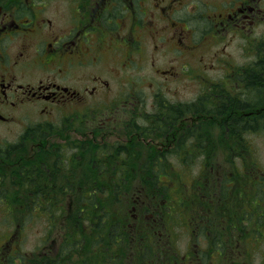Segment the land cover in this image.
<instances>
[{
    "label": "flooded vegetation",
    "instance_id": "flooded-vegetation-1",
    "mask_svg": "<svg viewBox=\"0 0 264 264\" xmlns=\"http://www.w3.org/2000/svg\"><path fill=\"white\" fill-rule=\"evenodd\" d=\"M212 3L202 35L211 33L220 42L216 48L204 51L196 38L197 8L192 0H0V122H30L32 110L42 118L33 123L39 124L36 131H27L29 125L25 126L23 135L32 138L50 136L52 129L47 127L54 124L53 119L60 120L59 126L65 129L71 128L69 122L80 121L82 128L89 127L85 129L92 134L97 132V127L107 131L105 126L115 122L116 134L127 137V145L117 149L128 151L129 158L145 154L143 158L152 160L156 156L157 162L151 166L158 168H164L165 155L173 152H183L185 156L181 159H189L185 168H192L198 153L207 149H222L227 155L242 153L247 117L245 89L261 91L259 104L264 107V31L259 38L255 36L256 40L249 39L251 46L257 49L252 57L254 60L248 62L250 65L242 66L243 71L234 61L224 57L222 74L213 79L207 72L220 67L216 62L228 56L226 41L229 36L244 38L264 20V0ZM59 4H66L67 18L57 17ZM166 32L171 34L166 36ZM149 33L153 38L164 37L161 44L155 42V50L160 51L168 41L172 45L171 51H175V58L183 63L182 70L196 81L193 86L201 85L200 93H195V97L177 99L178 113H157L168 106L165 96L134 99L130 72L145 71L149 64L148 55H144V42ZM226 36L228 38L223 41ZM203 52L209 55L207 62ZM107 54L121 58L113 62L109 70L107 65L113 59ZM201 63L204 69L198 71ZM161 72L168 77L177 76L180 71L164 69ZM70 79L74 85L67 83ZM159 89H163L160 95L166 88ZM209 99L213 105L208 104ZM225 100L232 110L227 113L224 109L219 114L225 124V129L220 131L223 137L220 144L214 141V130L209 129L212 126L210 120L205 124L207 129L200 130L204 124L199 121L203 117L197 114V106L213 108L215 102L222 104ZM182 102H186L189 113L183 111ZM140 106H149L150 112H139ZM255 117H264V112H257ZM166 120L170 123L166 124ZM230 123H236L237 131L231 129ZM260 127L251 135L262 136L264 131ZM152 133L154 137H160L159 143L148 140L147 136ZM140 135L149 142L143 147H135L134 139ZM204 137L205 141L202 140ZM71 147L53 146L50 138L46 139V144L35 139L30 146L8 145L0 140V230L5 231V197L11 196L6 193L8 179L13 180L12 184L33 186L32 207L39 218L46 213L42 209L43 197L60 196L59 184H62L61 197H69V177L77 175L72 179H86L84 156H78V159L82 158L79 164L69 161L71 150L84 147ZM29 158L32 161L27 166L23 160ZM176 163L173 162L172 167ZM255 165L258 166L256 178L263 191L258 197H264V164L258 160ZM94 167L97 168V162L91 163V168ZM93 177L92 183L97 184V172ZM4 255L5 244H2L0 256Z\"/></svg>",
    "mask_w": 264,
    "mask_h": 264
},
{
    "label": "trees",
    "instance_id": "trees-1",
    "mask_svg": "<svg viewBox=\"0 0 264 264\" xmlns=\"http://www.w3.org/2000/svg\"><path fill=\"white\" fill-rule=\"evenodd\" d=\"M246 91L244 108L251 112L245 118L248 134L264 126V117L254 116L260 104L249 96L252 93L259 98L261 91L248 88ZM227 104L226 101L215 102L213 108L198 106V112L215 110L222 114L224 109L231 112L232 106ZM171 107L169 114L178 113L175 106ZM229 125L237 131L236 123ZM224 126L223 122L222 128ZM82 145L84 148L70 155L69 161L79 164L78 156H84L86 178L90 171H94L95 176L97 172V184H88L89 179L73 180L77 177L74 175L68 180L69 197H61L62 184L58 189L60 196L43 197L42 209L46 213L41 217L47 223L41 247L33 252L37 260L29 252L21 253L20 259L8 255L9 263L253 264L251 261L260 251V238L264 237V231L256 225V209L260 203L252 192L254 177L248 174L242 177L240 174L244 172L237 161L231 159L233 167L228 170L215 168L216 163L211 170L204 162L211 160L210 155L205 153L201 155L206 158L201 164V169L208 173L205 180L188 181L193 168H184L182 163L174 170L126 168L108 150L99 151L94 145L89 148L86 142ZM95 158L99 166L91 168ZM182 161L189 162V159ZM92 177L90 180H95ZM29 193L30 190H26L23 194L28 196ZM144 195L146 197H141ZM34 198L6 197L7 207L22 206L14 219L23 229L31 221ZM185 235L198 248L181 250L178 243ZM42 248L45 252L40 255ZM262 258L261 264H264V256Z\"/></svg>",
    "mask_w": 264,
    "mask_h": 264
},
{
    "label": "rangeland",
    "instance_id": "rangeland-1",
    "mask_svg": "<svg viewBox=\"0 0 264 264\" xmlns=\"http://www.w3.org/2000/svg\"><path fill=\"white\" fill-rule=\"evenodd\" d=\"M157 0H154V2ZM219 0H192V4L196 5L197 8V20H196V26L198 27L197 32H196V38L199 42V44L201 45V48H204V51H209L212 48H216L219 45L220 39L219 38H214L212 37V34H206V35H202V32L205 29V26H207V21L205 20V17L207 16V12L210 11L213 3L212 2H218ZM59 8V12L57 17L58 18H67L68 17V8L66 6V4H59L58 5ZM264 31V20L260 23L257 24L256 26H254V30L251 32H248L247 35L243 38L240 36H234V38H232V36H229V40L226 41L227 42V47L226 49L228 50V56L225 55L223 56V58L221 57V60L217 61L216 64L220 65V67H218L216 70H210V71H206L208 74H210L212 76L213 79H215L217 76H219L220 74L223 73V67L221 66V64H223L224 60L228 58V60H232L234 61V64L237 65L238 69L240 68V71H243L244 67H248L254 58L252 59L254 53L256 52V47L254 49L253 46H251V44L249 43V39L250 38H254L256 40L258 36L261 33H263ZM171 34V32H166L165 35L169 36ZM228 38V36H226L223 41H225ZM164 37H157V38H153L151 37L150 33H149V37L148 39L144 42V46H145V53L144 55H148L149 58V64L146 65V70L145 71H136L134 70L133 72H130V74L133 76V84H134V91H133V95L134 99H140V98H156L157 96H159V92L163 91L160 90V87H165L166 89L164 90V94L165 96L170 100V102L168 103V105L173 104L175 102H177L178 98H184V99H189L192 97H195V93L199 92V89H201V85L198 84L197 87L193 86V82H196L195 80H193L189 74L185 73V71L182 70L183 68V63L181 64V62L179 63V59L177 60L175 58L176 54L175 51H171L172 45L167 41L165 42V46L164 48H161L160 51H156L155 48L153 47V45L155 44V42L158 43H162L163 42ZM249 49H251V51H249ZM201 54V52L198 53V56ZM203 54H205L203 52ZM106 56L112 57V63L108 64V70L111 69V65L113 64V62H118L121 60L120 57L118 56H113V55H109L107 54ZM138 58H141V55L137 56ZM225 57V59H224ZM209 58V55L207 56L205 54L204 57V61L207 62ZM188 59V58H186ZM195 59V58H194ZM193 59V60H194ZM251 59V60H250ZM250 60V62H249ZM222 63H221V62ZM249 62V63H248ZM194 63H197L196 61H194ZM245 65V66H244ZM241 66V67H239ZM244 66V67H242ZM164 69H174V70H178L179 75L177 76H168L166 77L164 75V73H162L161 71ZM187 69V68H186ZM204 69V65L203 63L198 65V71L199 70ZM236 74H238L237 72H235ZM235 80V76H233ZM200 78V76H198V79ZM201 80H203L201 78ZM201 81L198 80V83H200ZM236 82V81H235ZM67 83L73 84L72 79H70ZM141 85H143V87H141ZM246 90V89H245ZM200 93V92H199ZM198 95V94H196ZM251 97H255L254 94L250 93ZM210 102V99H209ZM208 104H212V102L208 103ZM135 107H138V104H136ZM140 111L139 112H145L146 110L148 112H145L146 114L150 112L149 109H151L149 106H140ZM264 109V108H263ZM30 112L32 113V117L31 119H33L30 122L27 121H22V122H13V123H4V122H0V140L5 142V144H14V143H21L24 139V137H22L21 135L26 131L25 126L30 125L35 123L36 121H38V119H42L40 118V116H36L34 114V111L30 110ZM202 117H212L214 118L217 113L214 111H207L206 113H202ZM103 117H105V115H103ZM49 117H44V119H48ZM123 119L127 118L126 116H122ZM56 125L61 124L60 120L58 119H53V121ZM71 123V128L70 129H66L63 130V133H67V135H70L69 137H76L78 140L82 141L83 139V132H77L74 133V131L80 130V129H85V128H89V127H85L82 128L83 123L80 121H73V122H69ZM93 123V122H92ZM114 123L115 122H109L105 127L107 128V131H99L97 129V132L93 135L91 134L89 137L85 138V141L88 140H93V143L97 146V143L99 146L105 145V143H119V144H125L126 143V136H121L118 133L116 134V129H114ZM170 122L168 120H166V124H169ZM86 124V122H85ZM104 128V127H103ZM212 130H214L215 136H216V140L218 143L221 142V135L222 132L220 133L221 128L219 126L218 123L214 124L211 126ZM86 133H88L86 130H84ZM85 133V135H87ZM61 134V133H58ZM249 138L252 140V144L254 146V148L252 150H249L246 146V141H244L243 143V150L242 153H238V154H225L223 152V150L221 149H217V150H212V149H207L205 151L206 154H209L211 158V164L212 163H216L219 166L216 168H223L224 166H227V170L230 169L232 166V162L230 161L232 159V161H237L239 162H243L242 164V171L244 173H247L248 175L254 176V178L256 179L255 175L258 173V166H255L254 162L255 160L252 159H256V157L264 164V132L263 135L258 137V135H251V133H248ZM50 137H54V136H50ZM49 137V138H50ZM148 140L151 141H156V142H160V137H154L153 133L150 134V136H147ZM137 142H139L141 145H146V143H148L149 141H147L145 138H143L142 135L139 136L138 139H136ZM23 145L26 146H30L32 145L31 140H28L27 142H22ZM152 143V142H151ZM153 144V143H152ZM155 146H157L158 144H153ZM13 150V149H12ZM181 153V152H180ZM205 153H202L198 156H196V161L195 164L193 166V173L189 174V176L187 177L188 181H204L205 177L208 173H206L205 171H203L201 168V162L203 161V159L205 157L201 156V155H205ZM175 154V152H173V155ZM182 154V153H181ZM13 156V153L11 154ZM225 156H229V159H225ZM174 158V156H172ZM172 157H170V161H174L175 159H173ZM177 157V156H175ZM13 158V157H12ZM156 156H154V159H152V163L154 164V162H157L156 160ZM216 158V159H215ZM252 158V159H251ZM14 160H16L15 158H13ZM172 163V162H171ZM245 164H246V168H252V170L248 171L245 169ZM20 165V163H19ZM168 167V168H167ZM167 169H171L174 170V168H172L171 164L166 165ZM215 169V168H214ZM211 169V170H214ZM242 177H246L244 174L242 175V172L240 174ZM12 179H8V183L6 182V186L8 185L9 188L11 189V191H16V186L12 184ZM252 192L257 193L258 194H263L262 188H254V190L252 189ZM141 197H146V195L141 196ZM264 201V199H262ZM263 207H264V203H263ZM18 209V207H17ZM260 213H262V206L258 207L256 209V214H257V218H256V225L259 224L261 225L262 222H264V215H260ZM42 220H44V224L46 223L45 219H35V221H33L31 224L33 226L28 225V230L26 231V233L24 234H17L16 233V237H14V239L16 240V246L19 247V249L21 250V252L24 253H31L33 255V252L36 249H39L41 247V237L43 236V225L42 224ZM7 223V222H6ZM1 225V224H0ZM14 225V223H10L8 222V225L5 224V231L4 230H0V245H2L5 240H6V233H8L10 231V226ZM258 226V225H257ZM20 229V226L16 228V230ZM3 236H5V239L3 241ZM261 242L259 244V250L264 252V237L260 238ZM3 241V242H2ZM2 242V243H1ZM179 246L180 249L183 251H186L187 249H191L192 247H196L198 248L194 242H192L188 236H183L182 239L179 240ZM20 252V253H21ZM45 252V249L42 248L40 255H43ZM1 257V256H0ZM34 260H37V258L34 257ZM262 258V255L257 252L256 256L254 258V260H256V263H258L260 261V259ZM0 264H9L6 261H2Z\"/></svg>",
    "mask_w": 264,
    "mask_h": 264
}]
</instances>
